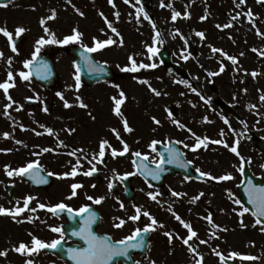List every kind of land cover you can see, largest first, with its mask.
I'll return each instance as SVG.
<instances>
[{
	"label": "rangeland",
	"instance_id": "rangeland-1",
	"mask_svg": "<svg viewBox=\"0 0 264 264\" xmlns=\"http://www.w3.org/2000/svg\"><path fill=\"white\" fill-rule=\"evenodd\" d=\"M113 3L115 7L109 3V0H72L71 4L67 3V0H20L0 8L2 26L13 33V38L16 37V28L24 27L26 31L18 38L27 39L24 44L16 46L18 52L14 53L11 51L8 39L1 36L0 42L5 47L4 72L11 71L14 74L24 71V61L32 58L36 41L41 37L50 39L51 34H54L57 40H63L66 36L73 34V30L76 29L82 33L81 43L88 47L95 46V40L115 41L94 52L93 55L99 63L110 67L120 78L115 84L106 83L91 89H85L80 85L77 90L74 63L65 52L66 46L78 43L49 44L41 48L40 53L52 55L54 68L59 78V89L65 91L62 94L65 100H68L73 107L79 106L80 101L87 105L78 114L73 124H70L75 129L70 136L75 138L72 144L74 146L81 144L80 148L85 151L88 146L84 142L96 144L104 141L103 137H107L105 134L107 123L109 126L116 125L109 114V108H115L113 98L123 99L124 103L120 107L122 116H119L121 121L116 131L120 136L119 127L122 126L124 117L128 116L127 122L133 131L127 132L123 128V132L126 133L125 139L131 153H145L152 149L153 141L175 143L179 141L180 143L177 144L181 146L187 159L196 169L217 178L228 173L233 179L226 182V180L208 178L205 183H185L181 179H172L168 186L174 185L176 193L181 195L175 196L177 198H171L168 195L166 199L164 198L166 189H164L156 192V194L159 193L156 200L148 201V203L141 198L146 190L143 187V191L135 188L140 197L136 204H142L140 213L148 212L159 224L164 225L162 228L157 227L155 234L176 231L178 220L175 216L170 215L167 210L161 214L158 209L160 204L165 207L171 205L172 211L175 210V213L182 218L188 214V210L195 214L191 223L194 230L198 231L201 228V231H205L204 235L201 237L199 235V238L194 240L196 261L203 256V264H221L216 259L218 257L216 253L219 252L223 254L222 256L229 257L238 263L264 264V231H261V227L257 225L253 226L255 223L247 213L243 216L239 215L243 208L240 203H236L238 198L234 191V183L237 184L238 178L232 174L237 164L232 157L229 160L228 156L232 152L230 147L237 146L235 142L238 140L237 150L242 161L254 167L257 173H262L260 176L263 175L264 153L258 152L251 141V135L258 138L264 136V108H256L257 103L262 102L260 99L262 95L255 90V84L242 87L240 81L245 73H251L250 71L255 67L259 68L258 63L264 62V59L259 58L264 56V43H259L262 46H258L257 50L248 57L241 46L236 45L240 42L236 34L223 28L222 1L209 3L207 0H163L165 7L160 6L161 0H141L140 4H136V0H129L128 3L125 0H113ZM210 4L214 7L210 8ZM140 7L148 14L150 20L144 19L143 13L140 14L139 19L137 18V9ZM53 9L56 11V18L47 20ZM75 9H79L84 15H79ZM101 12L103 16L100 15ZM117 12L119 17L115 15ZM173 12L181 14L175 21L172 20ZM202 17L206 18L202 19ZM41 18L47 20L44 26L40 23ZM108 23L117 30L119 35L108 27ZM217 25L221 27L216 28ZM45 27L49 29V34L45 33ZM157 32L160 34L159 37L156 35ZM197 32L204 33V36L196 35ZM259 33L261 37L259 34L254 36L255 43L264 41V26ZM149 48H156L158 51L165 48L171 54L175 65L170 69L163 66L156 55L148 51ZM213 48L221 51L214 52ZM254 54L258 55L257 60ZM130 57L136 61L137 67L141 63L157 66L141 68L136 72L121 71L122 68L131 66ZM228 57H234L237 63L233 64ZM9 58L12 60L10 67L7 63ZM262 66L264 67V63ZM212 73L218 74L212 75ZM140 81H147V83ZM194 84L198 85L199 95L192 91ZM207 84H212L215 89H218L217 96L208 91ZM234 87L236 90H233ZM152 89L159 91L161 95H155ZM181 89L188 90L193 96L189 97ZM37 90L39 97H42L41 89L37 87ZM121 91L124 97L119 95ZM77 97L80 98L79 101ZM217 98H220L227 107L220 108L210 104V101ZM56 101L59 105L64 104L60 97ZM253 105L255 107H252ZM111 111L114 112V109ZM169 113L172 115L169 116ZM153 118L159 120L160 124H156ZM225 119L228 121L227 124ZM51 121L49 126L38 129L44 139L49 138V140H42L43 142L38 141V147L42 151L53 147L51 144L55 137L59 140V137L68 136L62 130L61 120ZM174 121H179L183 127L178 126ZM48 128L53 130L52 135L47 133ZM222 130L223 136L220 135ZM197 136L202 139L207 137L209 141L222 140L229 147L210 143L206 148L202 145L193 151ZM54 158L59 159V157ZM67 179H69L67 183L77 180ZM106 181L114 182L115 179L107 178ZM133 183L136 187L140 185L136 177ZM82 185L81 189L87 191L89 181L83 178ZM226 185H228L227 188ZM224 189L230 190L229 204L225 202ZM160 193L163 196L161 200L158 198ZM91 196L94 198V195ZM98 196L103 198L99 209L103 215L102 227L105 229L104 225H106L107 229L110 228V217L113 215V210H116V202L106 187H103ZM79 197L87 204H92L83 192L77 193L71 200ZM195 197L199 198L193 202ZM208 215L212 216L215 225H219L226 231L213 228L205 219ZM160 216L163 218L161 219ZM146 222L151 223L148 217ZM241 222L245 225L244 227L241 226ZM2 223L0 222V226L7 234L5 238L8 250L18 247L21 242L29 245L24 232H21L19 237V234H15L17 231L13 230V226L2 225ZM208 225L210 229L206 227ZM4 228L6 229L3 230ZM214 232L218 238L210 237ZM8 234L12 238L15 237L16 241ZM200 240H205L207 243L201 244ZM173 245L172 240V248ZM156 249L154 245L153 250ZM232 252L254 256L257 259L241 260L239 256L232 258L230 256Z\"/></svg>",
	"mask_w": 264,
	"mask_h": 264
},
{
	"label": "flooded vegetation",
	"instance_id": "flooded-vegetation-1",
	"mask_svg": "<svg viewBox=\"0 0 264 264\" xmlns=\"http://www.w3.org/2000/svg\"><path fill=\"white\" fill-rule=\"evenodd\" d=\"M212 1H222L223 10L221 12V18L224 21L223 26L227 24L232 25L231 27L223 28L240 35L241 42H239L238 45L242 46L241 48L244 50V53H247L248 57H250L253 53V49L257 50L258 46H262L259 43H264V41L258 43L254 41L255 34L264 26V6L257 3V0H245V3L242 4L240 0ZM261 6L263 9H257V7ZM249 11L252 13L251 17L247 15ZM237 14H239V18L232 19V17L237 16ZM0 27H3L1 20ZM1 36L2 34H0V38ZM259 37H261L260 34ZM22 41L23 42L19 44H24L27 39L23 38ZM3 46V43L0 42V51L4 54L3 58H0V83L5 82L8 75V73L4 72L5 47ZM21 49L20 47V51H22ZM259 58L264 59V56ZM255 59L257 60V58ZM263 63L264 62H260L257 64L259 68H256V71L255 69L250 71L252 73H257L256 76H253L252 73H245L243 79L240 81V86L243 87L255 84V90L258 94L264 95V79L261 80L264 74L260 73L262 70L264 71V67L262 66ZM13 76L16 86L10 88L8 94L12 96V99L16 103H14L11 108L7 109L9 115L4 114L5 106L9 101L3 90H0V206L6 209H14L19 201V206L23 207L24 199L27 196H32L34 199L29 204V208L36 209V211L31 212L26 210L20 216H17L15 220H13L11 216L0 215V222H3L2 225H14V230L17 231L15 234H19V237L20 233L24 232L25 239L30 246L33 237L45 243H51L53 240L61 239L60 233L51 231L52 227L62 228L63 239L61 245L56 249H42L32 256L21 255L14 250L7 249L5 238L7 234L2 231L0 226V251H7V256H0V264H25L28 259H32L34 264H70L69 261L65 259V257L68 256L67 250L69 248H80L84 246V242L80 243L77 240L79 236H74L73 232L79 231V229L83 227L88 214L79 217L69 215L65 211L58 215H54L47 210L48 207L55 206L59 203L68 205L74 212L78 211L81 207H89L91 211L96 214L95 223L92 224V231L98 236H110L112 240L123 239L131 235L136 228L142 229L150 224L146 222V216H143V214L138 221L133 222L129 219L130 216H133L134 204L125 200L120 178L128 173L134 172L133 153L129 150L122 157L119 155L113 157L111 154L112 149L118 150L119 145L121 146L124 143L128 144L125 139L126 133L123 132V124L119 127L121 130L119 138H117L116 134L112 131V129H117L118 123L121 121L119 116L113 115L115 112H112L111 109H114V107L109 108V114L110 117L115 120L116 125L112 124L109 126L107 123V126H105V134L107 137H103L111 147L106 146L103 162L99 163L97 160H93V156H98L101 141L96 144L82 141L88 146V149L84 151L80 148L81 144H78V146L72 144L75 138L70 137L73 132L68 131L74 129V126H70V124H73L74 120L78 118V114L83 111V108L80 106L66 108L64 104L59 105L56 101L57 98H59L57 93L63 94L65 91L62 89H42L43 96L39 97L37 90L38 86L35 82L32 80H21L18 73H14ZM194 88L198 91V85L194 84ZM207 88L209 92L218 95V89H215L212 84H207ZM181 90L189 97L193 96L188 90ZM233 90H236V88L234 87ZM17 107H20L21 110L17 111ZM45 108L47 111L44 110ZM256 108L263 109L264 102H258ZM53 119L62 121V130L65 131L68 136L65 138L59 137V140L55 137V140L51 144V146H53L51 147L53 151L44 153L41 148L38 147L37 143L38 141L43 142L42 140L45 139L49 140V138L46 137L44 139L43 135L38 132V129L49 126ZM124 119L127 120L128 116L124 117ZM5 133L9 134L7 138L4 136ZM37 133H39V135ZM17 140L22 141V143H16ZM61 141L63 142V146L60 145ZM162 144L166 146L169 142H162ZM121 150H123V147ZM72 152H75V155H69V153ZM34 153H38L39 155H34ZM145 155L148 157V162L153 164L151 157L157 156L156 151L150 149L145 152ZM54 157H59V159H55ZM36 160H39L42 167V172L40 174L47 179V183L39 184V187L37 185L31 187L30 183L27 182L24 177H9L5 172L6 166H10L11 169H17L25 166L28 162ZM77 161H79L81 165V167L77 169L78 174L74 177H67L77 180H74L72 183H67L69 179L59 178L63 176L64 173L71 172L73 165H76ZM89 161L95 164L97 171L91 176H85L83 172L88 171L92 167ZM244 165V163L241 164L242 167H244ZM248 166L252 173L255 172L253 175L256 176L261 174L257 173L254 167H251L249 164ZM240 168L239 174L237 173L240 180L239 184L242 181ZM48 172H52L54 175L47 176ZM83 178L89 181V188L85 191L82 190L81 187L77 189V193L83 192L86 194V197L94 195V199L101 198L98 196V193L102 191L103 187H108L109 189V184H112V191L110 192L118 203H116V210H113V215L110 217V228L106 229V225H104L105 229L102 227L103 215L101 209H99L101 204H86L85 201H82L81 197L72 200L68 199L72 191L71 185L73 183L83 184ZM107 178H112V180L115 179V183L106 181ZM172 179H182V177L181 175H176L167 178L163 181L160 188L145 187L146 192L143 195V200L151 199L149 193L156 195V192L164 189H166V191H164L166 194L164 198L168 199V195L171 197L172 192H176V187L174 185L168 186V183L172 181ZM93 185H95V187H93ZM226 194L229 199L230 193L228 189L226 190ZM235 195H237L239 200L240 194L237 192V187ZM158 198L160 200L163 198L161 193ZM41 203L46 206L44 209L38 207ZM121 205H123V207H121ZM191 216L192 213L188 210V214L185 215L184 218H181L185 222L189 221L190 223L193 218ZM116 217L126 222L122 228L117 229L114 227V223L118 222ZM29 218H31L32 222H28ZM176 226L175 233H172V240L174 242L173 248L171 243H169L168 237L165 236L164 233L155 234V230L149 233L148 247L145 252H142L140 249L130 250V258L124 257L127 262H116L115 264H135V261H140L141 264H152V262H154V264H196V253L191 252L188 246L183 244L181 239L187 237V229H185L180 222H178ZM5 229L6 228L3 230ZM8 236L11 237L10 234H8ZM11 239L15 240L16 238L11 237ZM189 243L193 246V241ZM154 245L157 247L156 250H153ZM193 248L195 247L193 246Z\"/></svg>",
	"mask_w": 264,
	"mask_h": 264
},
{
	"label": "snow or ice",
	"instance_id": "snow-or-ice-1",
	"mask_svg": "<svg viewBox=\"0 0 264 264\" xmlns=\"http://www.w3.org/2000/svg\"><path fill=\"white\" fill-rule=\"evenodd\" d=\"M126 3L129 2V0H125ZM258 3H264V0H257ZM67 3L71 4L72 0H67ZM110 4H113V7H115V4L113 3V0H109ZM141 0H136V4H140ZM240 3H245V0H240ZM161 7H165V4L163 3V0H161ZM170 6V5H169ZM239 6V5H237ZM0 7H7V4H0ZM73 7H75L73 5ZM79 15L83 16L84 13L81 12L79 9H75ZM143 13V17L146 20H150V17L148 16V14L146 12L143 11V8L140 7L139 9H137V18L139 19L140 14ZM101 16H103L104 14L101 12L100 13ZM115 15L117 17H119V13H115ZM181 14L179 12H173L172 15V20L175 21L177 19L178 16H180ZM247 15L249 17L252 16V13L249 11L247 13ZM56 18V11L55 9L52 10V13L50 16L47 17V20H52ZM206 17H202V19H205ZM239 18V14H237V16L232 17V19H238ZM47 20L45 18H41V25L44 26L47 22ZM106 23H107V18H105ZM231 24H227L224 25L223 27H231ZM108 27L112 29V31L114 33H116V35H119V33L117 32V30L115 28L112 27V25L110 23H108ZM217 27H221L220 25H217ZM153 28H155V24L153 23ZM26 31V29L24 27H17L15 30V36L18 38L21 34H23ZM44 31L46 34H49V29L47 27L44 28ZM0 34H2L4 37H6L9 41L10 47H11V51L14 53H17V47H16V43L15 40L13 39V33L8 31L6 29V27H0ZM258 34H260L258 32ZM157 37H159V33L157 32ZM196 35L203 37L204 33L202 32H197ZM81 37H82V33L79 32L78 30L74 29L73 30V34L66 36L63 40H57L54 34H51V38L50 39H45L44 37H41L40 39H38L36 41V45H35V51L32 54V58L30 60H26L24 61V68L28 69V71H21L18 73L19 77L21 80L23 81H31L32 76H33V66L35 64H37V58L39 57L41 48L44 47L45 45H49V44H61V45H67V44H71V43H78L80 44L81 48L83 49V52L81 53L82 59L84 60V62L88 65L89 70L92 72H97V73H102L103 69L102 68H97L94 66L92 60L89 58V56L87 55L88 53H94L98 50L103 49L104 47L111 45L113 43H115V41H113L112 39H108L106 41H99V40H95V46L93 47H88L84 44L81 43ZM149 52L152 53V55H156L158 49L156 48H149L148 49ZM214 52L217 51H221L219 49H215L213 48ZM253 51H256L255 49H253ZM3 52L0 51V58H3ZM226 55V54H225ZM130 59V63L131 66L130 67H124L121 69V71L124 72H136L141 68H155L157 65L156 64H143L141 63L139 65V67H137V63L134 59H132L131 57ZM229 60H231L233 62V64L237 63L236 59L234 57H228ZM9 67L12 64V60L11 58L8 59L7 61ZM40 63V67L36 68L35 70V74L37 76H39L41 79H47L48 78V74H49V69L47 64H44L42 61L39 62ZM76 76H75V80H76V88L77 90H79L80 87V66L76 65ZM221 71H223V67H221ZM218 73H212V75H217ZM253 76H256L257 73L253 72L252 73ZM141 83H147V81H140ZM15 82H14V76L13 73L11 71L8 72L7 75V80L5 82L0 83V90H3V92L5 93V96L7 98V100L9 101V103L5 106V115H9L7 109L11 108L12 105L14 103H16L13 99L12 96L9 95V89L10 88H14ZM189 87H191V85H189ZM152 91L155 93V95L159 96L161 95V93L155 89H152ZM193 92H197V90L195 88H192ZM246 91V90H245ZM197 94L199 95V93L197 92ZM57 95L60 97L61 100L64 101V106L66 108L68 107H72L71 104H69V102L67 100H65L64 96L61 93H57ZM121 97H124V93L121 91L119 94ZM78 101L80 100L79 97L76 98ZM115 101V108H114V112L117 116H122V113L120 111V107L121 105L124 103L123 99H116L115 97L113 98ZM203 99V97H202ZM261 101L264 102V95H262L260 97ZM207 102V101H206ZM80 107L85 108L87 107L86 104H84L82 101H80L79 104ZM252 107H255V105H253ZM17 111L21 110L20 107H17L16 109ZM45 111H47V109H44ZM172 114L169 113V116H171ZM154 122L156 124H160L159 120H155ZM123 126L125 131L127 132H131L133 131V129L131 127H129L128 122L126 119H123ZM174 123H176L178 126L183 127V125L179 124V121H174ZM225 123L227 124L228 121L227 119H225ZM70 132H74L75 129H70ZM112 131L116 134L117 138H119V132L116 131V129H112ZM47 133L49 135L53 134V130L51 128L47 129ZM39 135V133H37ZM8 133H5L4 136L7 138L8 137ZM221 136L224 135L223 130L220 133ZM197 143L196 145L192 148L193 151L197 150L200 146H204L205 148L207 147V145L209 143H213V144H223L224 147L228 148L229 145L227 143H224V141L222 140H211L209 141V139L207 137H204L203 139H201L200 137H195ZM16 143L21 144L22 141L17 140ZM156 143H158L157 141H153L151 144V147L153 149V151H155V146ZM177 143H180L179 141H177ZM236 145L238 146L239 141L237 140ZM60 145L63 146V142H60ZM107 147H111L108 142L106 140L102 141L100 143L99 146V152H98V156L94 155L93 156V160H97V162L102 163L103 162V158L105 156V148ZM237 146H232L230 147V151H232L233 153H235L237 156L240 155L239 151L237 150ZM185 147H189L188 145H185ZM44 152H49V151H53L52 149L49 148H45L43 149ZM83 151V150H81ZM129 151V146L124 143L123 144V150L120 152H117V150L112 149V156L115 157L117 155H124L125 153H127ZM167 151L169 153L170 159L168 160L169 163L173 162L174 160H178L179 159V154L171 147L167 148ZM34 155H39L38 153H34ZM69 155H75V152L69 153ZM134 155L136 157H140L141 153L140 152H135ZM144 160H147L148 157L144 156L143 157ZM90 164H92V161H89ZM135 163V161H134ZM164 163V159L163 156H161V160L160 163L156 165V170H148L146 172L147 175H151L154 179H158L159 178V172L163 171L162 165ZM189 164L191 163V161L188 162ZM181 167H186L185 164L181 163L180 165ZM81 167V165L79 164V161H77L76 165H73L71 172H67L64 173L63 176L59 177V178H67V177H74L75 175L78 174L77 169ZM145 168H147V166H145ZM241 171H243V169H240ZM97 171L95 164H92V167L88 170L83 172V175L85 176H91L93 175V173H95ZM198 172H200V175L203 176H208L209 179H219V180H229L232 179V177L230 175H225L222 177H213L211 176V174L209 173H205L200 171V169H197ZM5 172L7 174V176L9 177H14V176H19V177H28L29 179H31L34 183L37 184H45L47 183V179L42 176L40 173L42 172V167L40 165L39 160L36 161H31L28 162L25 166L17 168V169H11L10 166H6L5 167ZM135 173H128L126 174L124 177H121V179H126L128 175H134ZM54 173L52 172H48L47 176H53ZM83 187L82 184L80 183H73L71 185V196L68 197V199H71L72 197L77 195V189ZM93 187H95V185H93ZM109 188H112V184H109ZM248 191V195H249V203L253 205V207L255 208V216L257 217L255 224L253 225L254 227L256 225H262L261 227V231H264V188H256V187H250L249 189H247ZM150 197L152 200H156V196L159 195V193H157L156 195H153L151 193H149ZM173 196H179L181 194L176 193V192H172ZM202 195V194H201ZM199 197H195L193 199V202L198 199ZM34 199V197L32 196H27L24 201H23V207L19 206V201L17 202V206L14 209H6L2 206H0V215H8L11 216L13 218V220L16 219L17 216H20L24 211H31V212H35L36 209H30L29 208V204L31 203V201ZM88 200L93 201L94 204H101L103 202V198H93L92 196H88L87 197ZM237 204L240 203V201H236ZM38 207L40 209H44L46 206L44 204H39ZM121 207H123V205H121ZM47 210L51 213H53L54 215H58L59 213L62 212H67L69 215H73V216H79V217H83L86 213L88 214L87 219L84 221V225L83 227H81L79 229V231L73 232L74 236H79L80 239L84 242V246L80 247V248H69L67 250L68 255L70 257V259L72 261L75 262V264H112V262L117 258V257H129L130 258V250L133 249H142L145 246L144 243V235L147 233H150L152 231H155L157 227H164L163 224H159L158 221L152 217L148 212H144L143 215L148 217L149 220L151 221L150 224L146 225L145 227L141 228H136L135 231L131 234L128 235L127 237L123 238V239H119V240H112V238L110 236H98L96 235L93 231H92V224L95 223L96 220V214L94 212L91 211V209L87 206L85 207H81L78 211H73L72 208H70L68 205L64 204V203H59L55 206L52 207H48ZM171 210V209H170ZM249 209L248 208H243V210L239 213L240 216H243L246 212H248ZM140 212L141 210L139 208L136 209V215L130 216L129 219L132 220L133 222L138 221L140 219ZM175 218L183 225V227L185 229H187L188 235L186 238H181L183 241V244L187 245L189 250L193 253L196 252V249L193 248V246L189 243L190 241L193 240L194 237H197L198 234L196 231L193 230L192 226L185 222L179 215H177L175 212L172 213ZM38 219V217H37ZM205 219H207L208 223L213 227L216 228L220 231H226V229H222L220 228L219 225H215L213 223L212 220V216L208 215L207 217H205ZM116 220L118 221L117 223H114V227L119 229L122 228L124 226V224L126 223L123 219L116 217ZM22 222V221H21ZM28 222H32L31 218H29ZM241 226L244 227L245 225H243V222H241ZM51 231L56 232V233H60L61 235V239H56L53 240L51 243H45L44 241L33 237L32 241H31V246H29L28 244H25L23 242H21L19 244L18 247H14L13 250L21 255H27V256H32L34 253H38L40 250L42 249H56L58 246L61 245L62 243V239H63V230L60 227H52ZM165 236L168 237L169 239V243L172 242L173 239V234L170 232H165L164 233ZM213 237L214 238H218L215 235V232L213 233ZM201 244H206L207 241L205 240H200ZM218 256H220L221 258V264H223L224 261V257L222 256L221 253L217 252L216 253ZM0 256H7V251H0ZM230 256L232 258H236L239 256V259L241 260H255L257 259L254 256H245V255H240L236 252H232L230 253ZM203 256H200V258L196 261V264H203ZM25 264H34V261L32 259H28L26 260ZM135 264H141L140 261H135ZM152 264H154V262H152Z\"/></svg>",
	"mask_w": 264,
	"mask_h": 264
},
{
	"label": "water",
	"instance_id": "water-1",
	"mask_svg": "<svg viewBox=\"0 0 264 264\" xmlns=\"http://www.w3.org/2000/svg\"><path fill=\"white\" fill-rule=\"evenodd\" d=\"M10 1H12V0H0V4H5V3H8ZM67 52L74 58L76 65L80 66V72H79L80 79L86 85H91V84H94L96 82H102V81H105V80H112V78H113L112 72L106 66L98 64L93 59V57L91 56L90 53H88L87 55L92 60V62H93L95 67L103 69L102 73L92 72V71L89 70L88 65L84 62V60L82 59V56H81V53L83 52V49H81L79 47H69V48H67ZM158 58L163 63L168 64V65L170 64L169 55L167 53H165V51H162V52L158 53ZM37 61H38L37 64H35L33 66V76H32V78H34L39 84L43 85L44 87L52 86L51 84L56 81V76H55V73L53 71L52 63L48 60L47 57H44L42 55H40L37 58ZM41 61L44 64H47V66H48L49 74H48V78L47 79H41L39 76H37L35 74V70H36V68L40 67V63L39 62H41ZM258 148L261 151L264 150V141L258 142ZM164 166L165 165L163 164L162 168H164ZM169 168L172 169L173 172H178L179 171V172L183 173V175L186 176V177L195 176V174L191 173V170L189 168L182 169V167H179V166H170ZM145 169L152 170V168H145ZM139 173H140L141 177L147 183H152L151 181H155L156 180V182L155 183L153 182L152 184H155V185L159 184L157 182L158 179H154L151 175H147L144 172V169H142ZM166 174H173V173H170L168 171H166V172H161L160 171L159 172V176H164ZM254 181H256V182L255 183H252L251 181L247 182V177H246L245 184L243 186V194H245V198L243 199V202L245 203V205L249 209V211L255 216V214H254L255 213V208L253 207L252 204H250L248 202L249 201V195H248L247 189H249L250 187L264 188V182L260 183L257 180H254ZM126 194H127V196L130 195V192L128 191V189H127V193ZM255 218L257 219L256 216H255ZM262 219H264V218H262Z\"/></svg>",
	"mask_w": 264,
	"mask_h": 264
}]
</instances>
